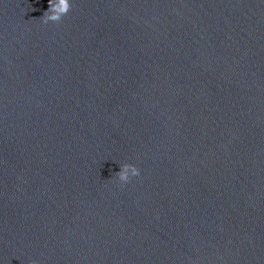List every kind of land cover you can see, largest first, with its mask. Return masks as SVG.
<instances>
[{
    "label": "clouds",
    "instance_id": "1",
    "mask_svg": "<svg viewBox=\"0 0 264 264\" xmlns=\"http://www.w3.org/2000/svg\"><path fill=\"white\" fill-rule=\"evenodd\" d=\"M70 0H49V8L43 13L41 17L44 23L55 22L58 23L71 10ZM140 174L139 168L134 164L124 163L120 165V171L115 173L120 182L126 183L131 177ZM31 264H36L32 261Z\"/></svg>",
    "mask_w": 264,
    "mask_h": 264
}]
</instances>
